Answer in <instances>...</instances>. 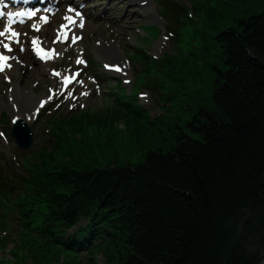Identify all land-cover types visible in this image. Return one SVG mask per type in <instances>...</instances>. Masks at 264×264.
I'll return each instance as SVG.
<instances>
[{"label": "trees", "instance_id": "obj_1", "mask_svg": "<svg viewBox=\"0 0 264 264\" xmlns=\"http://www.w3.org/2000/svg\"><path fill=\"white\" fill-rule=\"evenodd\" d=\"M165 8L174 26L191 23L185 3ZM217 14L199 36L202 57L194 54L200 60L220 51L211 105L193 110L186 129L178 125L173 148L150 150L135 165L33 175L29 187L41 200L32 219L45 218L35 234L60 242L52 234L85 217L91 225L66 247L87 249L98 227L113 240L114 264H256L264 257V11L234 25L231 11Z\"/></svg>", "mask_w": 264, "mask_h": 264}, {"label": "rangeland", "instance_id": "obj_2", "mask_svg": "<svg viewBox=\"0 0 264 264\" xmlns=\"http://www.w3.org/2000/svg\"><path fill=\"white\" fill-rule=\"evenodd\" d=\"M105 1L108 2V0ZM187 1L188 7L195 8L196 13L200 15V22L184 30L182 32L183 40L178 37L176 43L171 38L165 39L167 36L166 22L160 18L162 6L158 0H136L138 3L148 2V9L154 10V17L150 20L146 14L139 12V8L136 9L137 5H134V11H130L128 18L122 19V10L119 8L125 7L128 2L119 4L120 1H112L113 10L109 20L91 21L90 27L94 32V38L100 37L105 43H109L111 40L118 42L124 48V54L131 56L123 69V73H119L120 79L126 84V88L118 84L112 86L114 91L109 88V97L112 99L115 96V100L105 102L104 106H99V103L103 102L99 100V103L96 104L98 106L93 112L104 111L103 107L112 108L119 103L118 100H128V103L122 107V111L107 113L103 116L101 114V116L90 120L78 116L76 122L69 125H66L65 121H60V127L47 122L48 115L44 109H41L40 111L43 113L39 119L28 121L34 134V155L32 162H26V165L30 166L29 170L37 172L56 171L63 167L99 169L112 164L125 167L128 164L135 165L143 161L150 150L162 149L167 151L173 148L175 144L173 135L178 125L186 129L187 122L193 116V110L196 111L200 107L211 105L216 82L213 66L215 63V65L220 64L218 58L220 51L215 50L206 60L202 61L193 54L200 52V47L205 45L199 36L203 31L204 34L208 31V19L212 16H218L219 11L229 10L232 15H230L231 19L228 23L234 25L239 18L249 16V12L262 13L264 11V0ZM118 4L119 6H117ZM91 5H96V3ZM103 6L100 5L99 10ZM135 12L138 15L134 14ZM96 13L95 10L94 16ZM143 24L147 25V33L145 35L143 33V37H141L138 28ZM93 27L95 28L93 29ZM155 32H157L156 38L152 42L150 37H153ZM140 40L142 41L141 45ZM87 43L91 48L92 37H88ZM144 48L148 52H145ZM168 53H175L168 59L170 62L158 63L154 66L156 61H160ZM198 55L202 57V54ZM145 66L151 71L150 75L156 73L155 69H161L168 90L176 95L175 104L172 106L173 101H170L169 107L157 112L156 115L159 116L155 121L151 113V101L154 97L140 90L141 84L150 80L146 76L148 73L145 74ZM36 69L35 66V75H30V71L25 74L20 71L18 75L23 78V87L27 88L30 93L36 86L37 94L45 96L46 85L50 83V79L48 74L43 73L38 76L42 68H38V71ZM138 73H142L139 78L136 77ZM24 77H28L27 81L24 80ZM114 82L115 80L111 79L106 84L113 85ZM130 91L137 92L139 96L133 98ZM12 93L13 91L8 92L7 86H0V133H3V136H0V164L1 166L10 164L23 174L25 173V166L23 169L18 160L20 166L13 161V158L18 154L15 149L16 145L10 137L12 116L15 115L13 108L16 107L13 100H8ZM142 94H146V96ZM33 108H30V112ZM2 109L8 113L7 117H2ZM144 111H147L148 116L142 115ZM150 120H153L154 123H151ZM51 134L59 136L56 137ZM82 137L84 138L83 142H81ZM47 149L50 151L47 152ZM36 154L37 157L34 159ZM22 162L24 163V160ZM24 175L27 176V174ZM37 202L30 199L26 205L27 209L34 208ZM23 208L24 205L21 206L20 210L24 211ZM0 216L3 219L0 233V264H85V260L80 261L69 250H58V248L51 247L39 239H33L29 234L24 235L20 228L23 219L18 212V207H4L2 209L0 206ZM6 225H9L13 232L5 229ZM9 235H12V238H9L10 243L7 246L4 241ZM255 247L259 248L255 245L252 249ZM103 252L102 249L101 252L96 253L94 263L112 264ZM109 253L110 255L113 254L114 250ZM86 264H91V261L87 260ZM256 264H264V257H261Z\"/></svg>", "mask_w": 264, "mask_h": 264}, {"label": "snow or ice", "instance_id": "obj_3", "mask_svg": "<svg viewBox=\"0 0 264 264\" xmlns=\"http://www.w3.org/2000/svg\"><path fill=\"white\" fill-rule=\"evenodd\" d=\"M68 11L72 12L73 9L69 8ZM36 14L37 13L35 11L27 12V13H25V12H17V13H15V16H19V17L27 16L29 19H31V18L35 17ZM76 15L79 16L80 13L77 12ZM3 16H4V13L0 12V17H3ZM12 19H13V15L9 14V16H8L9 25L5 27L4 31H0V37H4V36H6L8 34H10L12 37H18V33H16L15 31H12V29H11ZM42 19L44 20L45 23L48 22L47 17H42ZM64 19L65 20H69L72 23H75V21H73L71 17L66 16ZM81 20H82V18H81ZM79 26L82 28L83 27V23L81 22V24ZM33 28L35 30H37V31L39 30L38 26H36V25H33ZM61 35H63L65 40L67 39V35H66L65 32L58 33V38ZM165 39H167V37H165ZM72 42L73 43L76 42V37L72 38ZM32 45L34 46V50L37 52V55L40 56L41 59H52L53 56L55 55L54 51L53 52H44V50L42 48H40V46H39L40 45V41H38L37 39H33L32 40ZM3 47L8 52L12 51L11 47L8 44H3ZM21 51H23V49H21ZM8 60H9L8 56L0 55V72H3L6 67H10V65L7 63ZM77 63L78 64H82L84 62H83V60H77ZM116 71H120V69L117 68ZM54 75H60V74L59 73H54ZM75 75H79V73H76ZM71 82H72L71 78H66L65 81H64L65 84H68V83H71ZM126 83H128V81H126ZM84 94L87 95V93H84ZM142 95L146 96V94H142ZM41 107H43V105H41ZM81 107H83V105H81ZM14 123H15V121H14ZM0 136H3V133H0Z\"/></svg>", "mask_w": 264, "mask_h": 264}, {"label": "bare ground", "instance_id": "obj_4", "mask_svg": "<svg viewBox=\"0 0 264 264\" xmlns=\"http://www.w3.org/2000/svg\"><path fill=\"white\" fill-rule=\"evenodd\" d=\"M86 2L90 1V0H85ZM130 2H135V0H130ZM130 6H127V8H129ZM153 9H148V7L146 5H142V13L146 14V17L150 20L154 17ZM128 9L126 10L125 13V18L129 17V13H128ZM134 14H138V13H134ZM134 17H136L134 15ZM48 34V33H46ZM101 48V47H100ZM100 48H96V53L100 56V57H113L115 58L117 55H119L118 52V45L113 44L112 46H110V48H104V49H100ZM112 58V59H113ZM119 60H123V59H119ZM122 66V63H121ZM120 66V67H121ZM18 97L16 98L17 101L16 103L18 104V107L14 110L15 116L16 118H24L26 120L31 119L34 117V115L37 112V107L39 105L45 104V100L41 97H38L36 95H34V93H32L31 95H25V94H19L17 95ZM34 102V103H33ZM34 107L33 109H31L32 111L30 112V108Z\"/></svg>", "mask_w": 264, "mask_h": 264}, {"label": "water", "instance_id": "obj_5", "mask_svg": "<svg viewBox=\"0 0 264 264\" xmlns=\"http://www.w3.org/2000/svg\"><path fill=\"white\" fill-rule=\"evenodd\" d=\"M19 129V128H18Z\"/></svg>", "mask_w": 264, "mask_h": 264}]
</instances>
